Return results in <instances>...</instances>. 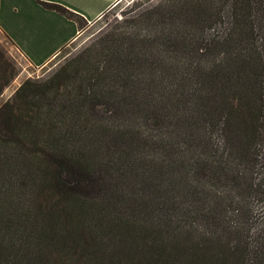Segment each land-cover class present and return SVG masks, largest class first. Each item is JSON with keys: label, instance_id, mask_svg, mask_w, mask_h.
<instances>
[{"label": "trees", "instance_id": "1", "mask_svg": "<svg viewBox=\"0 0 264 264\" xmlns=\"http://www.w3.org/2000/svg\"><path fill=\"white\" fill-rule=\"evenodd\" d=\"M131 27L0 104V264H264V0Z\"/></svg>", "mask_w": 264, "mask_h": 264}, {"label": "rangeland", "instance_id": "2", "mask_svg": "<svg viewBox=\"0 0 264 264\" xmlns=\"http://www.w3.org/2000/svg\"><path fill=\"white\" fill-rule=\"evenodd\" d=\"M166 0H118L98 19L81 22L78 35L54 57L42 65H33L16 50L10 40L0 32V104L13 95L24 82L32 83L31 91L39 92L46 85L62 84L66 73L73 74L93 58V51L102 36H110L132 28L135 20L164 5ZM210 32L221 33L220 25ZM217 33V34H218ZM36 89V90H33ZM31 92V93H34ZM255 211L261 205L254 203Z\"/></svg>", "mask_w": 264, "mask_h": 264}, {"label": "crops", "instance_id": "3", "mask_svg": "<svg viewBox=\"0 0 264 264\" xmlns=\"http://www.w3.org/2000/svg\"><path fill=\"white\" fill-rule=\"evenodd\" d=\"M60 4L91 22L118 0H40ZM0 32L33 65H42L79 32L73 19L47 9L39 0H0Z\"/></svg>", "mask_w": 264, "mask_h": 264}]
</instances>
